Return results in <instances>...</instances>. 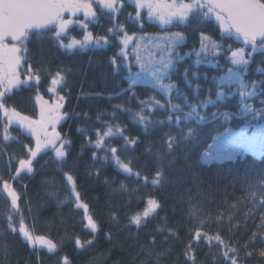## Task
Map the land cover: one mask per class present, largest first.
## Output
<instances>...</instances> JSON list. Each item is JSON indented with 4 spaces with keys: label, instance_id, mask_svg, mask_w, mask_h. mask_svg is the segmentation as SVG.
<instances>
[{
    "label": "trees",
    "instance_id": "trees-1",
    "mask_svg": "<svg viewBox=\"0 0 264 264\" xmlns=\"http://www.w3.org/2000/svg\"><path fill=\"white\" fill-rule=\"evenodd\" d=\"M135 10L124 2L119 14L101 11L97 19H87V30L71 25L59 38L64 43H69L72 35L83 40L90 31L108 38L99 46L92 43L68 50L60 46L55 29L29 33L24 54L41 79L38 88L30 82L8 93L6 107L36 120L38 93L50 103L63 96L60 111L66 116L57 131L70 143L64 145V158H58L53 149L41 151L32 160L33 170H21L17 175L19 161L31 159L29 147L35 148V138L20 125L9 124L0 111V177L8 180L19 196L18 209L13 208L0 183V264H64L65 257L70 264H191L188 255L194 256L195 264H229L223 255L225 245L237 249V264H264L258 255L264 249V204L260 203L264 201V148L232 152L211 163L202 159L220 134L229 129L235 133L254 122L245 105L259 109L264 101V43H246L242 36L221 29L203 10L194 11L169 32L146 20L136 26ZM77 20H84V15ZM174 32H182L186 38L176 50L181 58H173L174 70L164 82L176 90L167 93L136 80L140 70L134 65L137 57L128 51L126 60L120 56L121 37L126 33L137 40ZM212 42L219 45L216 50H212ZM202 43L208 45V51L199 58L192 55L200 51ZM239 49L244 50L247 63H233L231 54ZM57 71L64 79L52 85ZM252 81H257L255 87ZM218 92L224 95L218 97ZM249 92L252 94L247 95ZM150 98L165 107L151 106L142 112L140 101ZM169 99L184 112L189 111L186 102H214L201 112L209 120L197 129L204 134L203 143L193 147L184 140L195 123L177 125L167 119ZM225 111L235 115L229 120L222 115L213 120L212 113ZM144 114L147 127L139 119ZM109 127L112 134L103 135ZM168 134L177 138L171 152L166 148ZM127 138L138 143L128 145ZM97 140L103 141L102 147L97 146ZM112 148L117 149L115 155ZM123 163H130L132 173L122 170ZM158 168H162L163 180L154 184ZM67 175H72L74 186ZM76 193L79 203L88 205L98 231L87 228L83 209L77 208ZM149 199L160 204L156 213L140 227L130 224L129 218L142 213ZM21 219L34 236L42 235L57 244L56 250L29 243L19 232ZM196 231L212 239H197ZM216 236L223 243L214 239ZM77 239L81 246L75 243ZM246 252L253 254L247 256Z\"/></svg>",
    "mask_w": 264,
    "mask_h": 264
},
{
    "label": "snow or ice",
    "instance_id": "snow-or-ice-1",
    "mask_svg": "<svg viewBox=\"0 0 264 264\" xmlns=\"http://www.w3.org/2000/svg\"><path fill=\"white\" fill-rule=\"evenodd\" d=\"M94 2L100 7L107 9L110 12H118L122 7V0H5L3 7L0 8V111L8 118V123H18L22 128L30 131L36 139L35 148L29 147V156L31 159H21L19 161V169H17V175L21 170L31 172L32 160L35 159L38 154L44 149L51 147L58 158H64L67 153L64 150V145L70 143V141L61 138V134L56 131V126L65 118L66 113H62L60 110L63 107V96H59L54 103L49 104L43 96L37 94V100L40 103L39 119L34 120L29 116L22 115L15 108L6 107L5 98L8 93L12 92L14 88L20 87L23 84L34 82L39 85L40 74L39 71L32 67L30 61L24 54L26 52V42L29 37V31L31 29H42L49 25H55L54 35L59 38L62 34L66 33L68 28L74 24H80L86 30L88 24L86 23L89 17H95L97 12L94 9ZM136 17L138 20H142L143 16L140 10L147 9V17L149 19L155 18L159 21L161 26L172 24L173 20L180 19L181 21L187 20L189 15L194 11L203 10L204 15H214L215 20L219 22L220 28L224 31H230L235 29V32L242 36L246 43L256 45L257 40L264 42V2L261 0H232L227 5H221L216 0H188L187 3H177V0H136ZM219 9V10H217ZM69 13L70 17H76L77 13H83L84 20L65 19L64 13ZM223 13V14H222ZM109 32L112 29L108 30ZM10 38L15 42L12 44L6 43V40ZM185 34L182 32H174L169 35L157 39H162L163 43L158 45L159 52L157 53V59L155 60L151 69V75L153 83L165 90L167 93H171L175 89L172 84H164V79L167 78V74L174 70V57L178 61L181 57L177 53L179 48L185 41ZM203 40H207L208 37L202 36ZM108 38L106 36H94L92 32L86 31L83 40L71 39L69 43H64L63 40H59L62 48L72 50L74 48H83L89 43H94L97 46L107 43ZM132 43V37L126 33L121 37V52L120 56L127 59V53L124 51L129 44ZM19 45V46H18ZM219 45L214 42L211 43L212 50H216ZM208 51V45L201 44L200 51H193L192 55L200 57L203 53ZM243 49H239L232 52L233 63H247L244 59ZM137 62H140V58L137 57ZM112 63H116V59L113 58ZM141 68L144 69V64H141ZM131 70V68H129ZM23 77V79H22ZM64 77L60 71L55 73V77L51 80L52 85H56L61 82ZM257 81H252L253 87ZM55 91V88L50 89ZM249 92L247 95H251ZM223 92H218L217 96H223ZM244 95V93H241ZM142 112L145 108L151 106L165 107L161 105L159 100L150 98L147 101H140ZM210 103H214L211 100L201 101L199 104H187L189 111L184 112L183 107L179 104H172L171 100H168L167 106L170 107L171 112L168 116V120L174 121L177 125L184 124L186 121H192L195 123V128H188L184 140L186 143L192 144L196 147L204 141V134L197 129H200L203 124L209 122L207 114L202 115L201 112L207 108ZM262 107L257 109L255 105H245V109L255 117H264V101L261 102ZM223 116L224 120L233 118L235 114L225 111L221 113H212L213 120L219 116ZM194 118V119H193ZM139 119L141 123L148 126L149 121L147 114L140 115ZM156 123H163L157 121ZM51 127L52 131L49 132L48 128ZM7 132V128L5 129ZM117 131H121L117 128ZM231 132V129L226 133L220 134L223 138ZM112 134V128L109 127L106 133L103 135L108 136ZM5 139L8 136L5 135ZM60 142L57 147V142ZM138 143L137 140L127 138L126 144L135 146ZM98 147H102L103 141L97 140ZM177 146V138L168 134L166 139V148L169 152L173 151ZM211 147V146H210ZM114 155L117 152L116 148L110 150ZM119 164V160L117 159ZM123 171L132 173V167L130 163L120 164ZM138 175V174H136ZM158 179L153 180L154 184H159L163 180L162 168L157 169L156 173ZM16 177H10L9 179H15ZM67 181L74 186V179L72 175H67ZM0 183L3 185V190L7 193L11 199L13 208L18 209L19 196L16 190L10 185L8 180H4L0 177ZM79 194L76 193L77 208L83 209V219L87 221V228L90 232H96L99 230L98 224L94 221L93 217L88 214L89 209L86 203H79ZM148 207H146L142 213H136L129 218L130 224H135L137 227L141 226L142 220H145L150 214H155L160 204L155 199L148 200ZM264 204V201L260 202ZM11 227V225H10ZM261 227H264V216H261ZM15 230V229H14ZM19 232L23 237L28 240L29 243L35 244L39 242L42 245H46L49 251H54L57 248L51 239L46 237L33 236L25 226L23 219L20 221ZM195 236L197 239L202 236L211 240V237H207L206 234H202L200 231H196ZM256 236V233L253 234ZM106 238L110 239V236ZM214 239L223 243L219 236ZM154 242V241H153ZM75 243L81 246V241L77 239ZM86 243H91L87 241ZM247 247V245H245ZM227 251L223 253L229 264H237V249L229 248L225 245ZM191 251V245L188 248ZM229 252L232 255H229ZM252 252H246L247 256H251ZM187 255V253H186ZM258 255L264 258V249H261ZM188 260L191 264H195L194 256L188 255ZM64 264H70L67 258H64Z\"/></svg>",
    "mask_w": 264,
    "mask_h": 264
},
{
    "label": "rangeland",
    "instance_id": "rangeland-1",
    "mask_svg": "<svg viewBox=\"0 0 264 264\" xmlns=\"http://www.w3.org/2000/svg\"><path fill=\"white\" fill-rule=\"evenodd\" d=\"M130 2H132L136 6V0H130ZM181 2L187 3L188 0H177V3H181ZM104 10H107V9H104ZM140 11L142 13L143 19L137 20L135 22L136 26H139L141 23H144V20L146 18L149 19L147 17V9H142ZM80 15H83V13L82 12L77 13L76 17H70V14L68 13L69 17L67 19L72 18V19L77 20V17ZM208 16L215 17L214 15H208ZM149 20L157 23L158 26H160L163 30H168V32L170 30H172L175 26H177V24L187 21V20L181 21L180 19H175V20H173L172 24H169L166 26H161L157 19L152 18ZM72 25H78L79 26L80 24L74 23ZM165 35H169V34L154 35V36L148 35V36L137 37L138 38L137 40L132 39V43L129 44L126 49H124L125 52L126 51L130 52L131 56H134V58L135 57L140 58V62H137L136 58H135V62H134V65L138 66L140 69L137 71L139 76H137L136 80L146 81L147 83L154 84L153 79H152V75H151V69L153 67L155 60L157 59V53L159 52L158 45H161L163 43L162 39H157V37L162 38ZM73 38L77 39L75 35H72V37L70 38V41ZM89 44L91 45L92 43H89ZM141 64H144V69L141 68ZM22 79H23V77H22ZM163 82H167V78L164 79ZM29 83L23 84L20 87L27 86V85H29ZM20 87L14 88L12 90V92L16 89H19ZM157 88H159V87H157ZM159 89H161V88H159ZM52 103L53 102H51V103L49 102V104H52ZM252 119H254L253 123H249V124L245 125L242 129L237 130V132H235V133H229L228 134V135H230L229 139L227 137H223L222 139L218 138L219 140L217 139L215 141V143L212 145V147L207 152H205L203 154V156H202L203 161L206 163H211L212 161H220L225 156L230 155L232 152H238L239 151L240 153H246V152H250V151H254V150H262L264 148V117L253 116ZM36 120H38V119H36ZM10 124L16 125L18 123L13 122ZM48 131L49 132L52 131L50 126L48 128ZM56 131H57V126H56ZM28 132H30V131H28ZM222 141H226V142H224L220 146V142H222ZM35 143H36V139H35ZM59 144H60V142L58 141L57 147H59ZM47 149H52V148L51 147L44 148L42 151L47 150ZM210 152H211V154H210ZM30 233L32 234V232H30ZM32 245L36 246V247L43 246V247L48 249V247L46 245H42L39 242L32 244Z\"/></svg>",
    "mask_w": 264,
    "mask_h": 264
},
{
    "label": "water",
    "instance_id": "water-1",
    "mask_svg": "<svg viewBox=\"0 0 264 264\" xmlns=\"http://www.w3.org/2000/svg\"><path fill=\"white\" fill-rule=\"evenodd\" d=\"M4 2H5V0H0V8L3 7ZM216 2H217L218 4H221V5H227V4L231 3L232 0H216ZM217 10H219V9H217ZM222 14H223V13H222ZM65 15H66V13H64V16H65ZM55 28H56L55 25H49V26H47V27H45V28H42V29H35V28H34V29H31V30L29 31V33H34V32H45V31H48V30H51V29H55ZM232 31H233L235 34H237V33L235 32V29H232ZM237 35H238V34H237ZM6 42H8V43H15V42L11 41L10 38H9L8 40H6ZM258 43H264V42H261V41L258 39L256 44H258Z\"/></svg>",
    "mask_w": 264,
    "mask_h": 264
}]
</instances>
